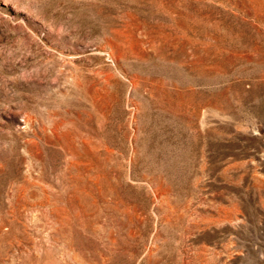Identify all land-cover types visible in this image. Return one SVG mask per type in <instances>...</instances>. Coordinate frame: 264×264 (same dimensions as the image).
I'll return each instance as SVG.
<instances>
[{
	"label": "rangeland",
	"instance_id": "374dc122",
	"mask_svg": "<svg viewBox=\"0 0 264 264\" xmlns=\"http://www.w3.org/2000/svg\"><path fill=\"white\" fill-rule=\"evenodd\" d=\"M0 264H264V0H0Z\"/></svg>",
	"mask_w": 264,
	"mask_h": 264
}]
</instances>
